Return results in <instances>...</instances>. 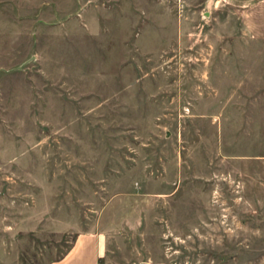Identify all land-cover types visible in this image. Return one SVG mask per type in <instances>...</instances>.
I'll use <instances>...</instances> for the list:
<instances>
[{"label": "rangeland", "instance_id": "obj_1", "mask_svg": "<svg viewBox=\"0 0 264 264\" xmlns=\"http://www.w3.org/2000/svg\"><path fill=\"white\" fill-rule=\"evenodd\" d=\"M264 264V0H0V264Z\"/></svg>", "mask_w": 264, "mask_h": 264}, {"label": "crops", "instance_id": "obj_2", "mask_svg": "<svg viewBox=\"0 0 264 264\" xmlns=\"http://www.w3.org/2000/svg\"><path fill=\"white\" fill-rule=\"evenodd\" d=\"M101 246L92 235H79L69 252L51 264H98Z\"/></svg>", "mask_w": 264, "mask_h": 264}]
</instances>
